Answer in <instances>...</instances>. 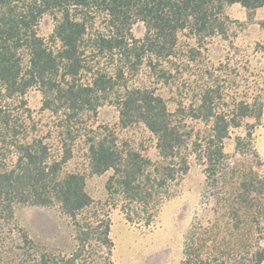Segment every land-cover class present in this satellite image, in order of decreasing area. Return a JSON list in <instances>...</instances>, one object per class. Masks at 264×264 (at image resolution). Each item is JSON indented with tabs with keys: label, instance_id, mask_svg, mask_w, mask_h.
<instances>
[{
	"label": "trees",
	"instance_id": "16d2710c",
	"mask_svg": "<svg viewBox=\"0 0 264 264\" xmlns=\"http://www.w3.org/2000/svg\"><path fill=\"white\" fill-rule=\"evenodd\" d=\"M227 3L251 11L264 6V0H0V219L17 205H54L77 234L71 254L60 260L36 254L33 264H116L108 217H84L94 203L85 175L62 172L78 141L91 173L110 172L107 190L123 200L127 218L146 225L194 158L204 166L213 205L210 216L195 217L180 264H262L264 202L252 195L264 194V176L231 166L224 147L238 123L214 117L205 100L197 109L172 111L155 89L128 84L144 66L167 80L171 71L161 64L177 53L178 33L187 30L199 43L221 34ZM45 15L54 22L49 38L40 29ZM138 22L142 37L132 32ZM31 88L55 117L59 158L43 137L29 139L26 123L6 105ZM107 102L122 127L142 122L155 135L161 161L121 142L109 125H93ZM192 120H203L208 131Z\"/></svg>",
	"mask_w": 264,
	"mask_h": 264
},
{
	"label": "rangeland",
	"instance_id": "374dc122",
	"mask_svg": "<svg viewBox=\"0 0 264 264\" xmlns=\"http://www.w3.org/2000/svg\"><path fill=\"white\" fill-rule=\"evenodd\" d=\"M221 17L223 32L200 43L187 30L178 33L177 53L161 64L171 71L167 80L156 79L144 66L128 84L155 89L172 111L180 105L197 109L205 100L214 108V117L224 114L235 120L238 125L230 127L224 140L229 164L264 176V6L251 11L240 3H227ZM53 24L50 15L43 17L40 29L45 37L49 38ZM132 32L142 37L144 24L136 23ZM5 101L15 117L28 126L29 139L43 137L59 158L55 117L42 109L41 92L31 88L24 96ZM214 117L209 118V124ZM191 122L208 131L203 120ZM96 124L109 125L121 142L153 161L162 160L155 135L142 122L122 127L114 104L107 102L99 107ZM62 172L85 175L86 190L94 203L84 217H108L111 258L116 264H180L185 237L195 217L211 215L212 190L204 166L194 158L189 171L171 185L170 195L162 201L150 225L136 216L127 218L123 200L107 190L110 172H90L80 141ZM252 197L264 202L263 193ZM76 245L74 222L57 206L21 204L15 207L13 216L0 219V264H33L36 254L60 260Z\"/></svg>",
	"mask_w": 264,
	"mask_h": 264
}]
</instances>
